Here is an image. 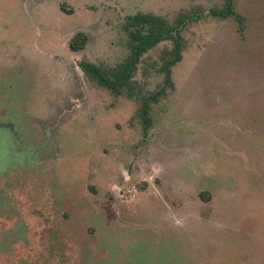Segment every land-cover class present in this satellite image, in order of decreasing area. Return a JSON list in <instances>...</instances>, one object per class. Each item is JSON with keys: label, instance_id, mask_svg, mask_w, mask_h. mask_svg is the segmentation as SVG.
<instances>
[{"label": "rangeland", "instance_id": "rangeland-1", "mask_svg": "<svg viewBox=\"0 0 264 264\" xmlns=\"http://www.w3.org/2000/svg\"><path fill=\"white\" fill-rule=\"evenodd\" d=\"M227 2L0 0V264H264V0ZM137 14L184 20L171 86L173 40L119 70Z\"/></svg>", "mask_w": 264, "mask_h": 264}, {"label": "trees", "instance_id": "trees-1", "mask_svg": "<svg viewBox=\"0 0 264 264\" xmlns=\"http://www.w3.org/2000/svg\"><path fill=\"white\" fill-rule=\"evenodd\" d=\"M62 10H64L62 8ZM216 16H225L224 13L231 15L232 0H228L225 11H214ZM188 19H192L189 17ZM188 19L186 21H188ZM184 25V20L180 18L175 25L169 24L167 21L159 16L151 14H137L127 19L125 30L129 32L131 55L127 62L119 70L123 71L124 77L127 81L130 80L134 69L140 61L142 55L147 53L152 48L156 47L159 43L166 40H173L175 42L174 59L170 60L165 67V82L169 86L172 85L171 70L181 61V28ZM183 29V28H182ZM82 37V39H81ZM86 36L82 33L77 34L70 42V50L73 52L82 51L86 46ZM88 71L94 72L97 82L100 86L111 90L112 83L103 76V72L96 68L94 65L88 63L83 65ZM118 71V70H117ZM116 73V72H115ZM106 76V75H105ZM118 76V73H116ZM115 76V77H116ZM123 77V78H124ZM122 81H125L121 78ZM161 93V92H160ZM165 92H162V94ZM147 112V111H146Z\"/></svg>", "mask_w": 264, "mask_h": 264}]
</instances>
